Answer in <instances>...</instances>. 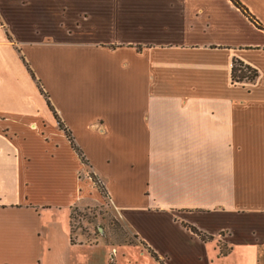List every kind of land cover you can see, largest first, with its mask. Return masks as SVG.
<instances>
[{"label":"crops","instance_id":"obj_1","mask_svg":"<svg viewBox=\"0 0 264 264\" xmlns=\"http://www.w3.org/2000/svg\"><path fill=\"white\" fill-rule=\"evenodd\" d=\"M238 1L262 28L231 0H0V264H264V0ZM106 203L138 245L72 242Z\"/></svg>","mask_w":264,"mask_h":264},{"label":"rangeland","instance_id":"obj_2","mask_svg":"<svg viewBox=\"0 0 264 264\" xmlns=\"http://www.w3.org/2000/svg\"><path fill=\"white\" fill-rule=\"evenodd\" d=\"M87 168L91 178V175L95 174L90 170V165H87ZM98 179L103 184L99 177ZM72 233L76 241L96 243L106 240L120 246L129 244L131 241L137 244L134 240L135 233L124 224L109 203L75 207L72 216Z\"/></svg>","mask_w":264,"mask_h":264},{"label":"trees","instance_id":"obj_3","mask_svg":"<svg viewBox=\"0 0 264 264\" xmlns=\"http://www.w3.org/2000/svg\"><path fill=\"white\" fill-rule=\"evenodd\" d=\"M234 5L239 8L246 16H248L250 18V20L252 22H254L259 28H262V26L256 22V20L250 15V13L248 12V10L246 9V7H244L238 0H231ZM258 77V72L248 66H245L243 63L236 61L234 63V67L232 70V78L234 82H244V81H254L256 78ZM46 98L48 99V96H46ZM49 102V100H48ZM51 107V106H50ZM51 110H53L51 108ZM55 117L60 125V128L62 130L65 131L66 136L72 146V148L76 151V153L79 155V157L81 158L82 162L84 164L89 165V162L86 160L83 152L79 149V147L77 146L74 137L72 135V133L65 127V125L60 121V119L58 118V115L55 113ZM91 179L93 181V183L96 185L97 189L99 190V192L102 194V196H104L105 198H109V195L107 193V190L105 188V186H103V184L99 181L98 177H96L95 175H91ZM73 216V214H72ZM192 232L198 234L199 236H201L202 239L204 240H209L210 238H207L206 236H204L201 232H198L195 228L193 227H188ZM134 240L137 242V244H134V242H130L129 244H125V245H138L139 244V238L136 234H134ZM72 242H75V239L73 237V233H72ZM223 253L222 254H227L228 250L227 249H223L222 250Z\"/></svg>","mask_w":264,"mask_h":264}]
</instances>
